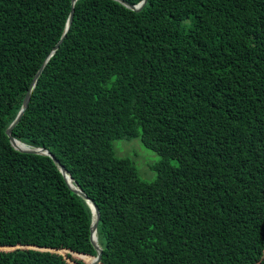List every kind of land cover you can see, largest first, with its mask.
Returning a JSON list of instances; mask_svg holds the SVG:
<instances>
[{
    "label": "trees",
    "instance_id": "obj_1",
    "mask_svg": "<svg viewBox=\"0 0 264 264\" xmlns=\"http://www.w3.org/2000/svg\"><path fill=\"white\" fill-rule=\"evenodd\" d=\"M71 9L0 0V264L96 257L86 201L6 134L42 65L11 135L95 203L98 264H264V0Z\"/></svg>",
    "mask_w": 264,
    "mask_h": 264
},
{
    "label": "water",
    "instance_id": "obj_2",
    "mask_svg": "<svg viewBox=\"0 0 264 264\" xmlns=\"http://www.w3.org/2000/svg\"><path fill=\"white\" fill-rule=\"evenodd\" d=\"M76 0H71V4H72V9L69 13V16H68V19H67V22H66V26H65V32L68 30V28L70 27L71 25V21H72V15H73V5L75 3ZM122 5H124L126 8L130 9V10H133V11H140L142 9V7L145 5L146 1L147 0H142L140 1L138 4L136 5H131L129 4L128 2L124 1V0H114ZM65 32L63 33L61 39L59 40V42L55 45L54 47V50L58 47V45L61 43L62 39L64 38L65 36ZM53 50V51H54ZM53 53V52H52ZM46 60H48V57L46 58ZM45 60V62H46ZM44 62V64H45ZM44 65H42L37 73L35 74L33 80H32V83L29 87V89L27 90L25 96H24V99L22 101V105H21V108L19 110V112L17 113L16 117L14 118V120L10 123V125L6 128V134L7 136L9 137V141L11 143V145L18 151L20 152H25V153H32V154H40V155H47L49 157H51L53 159V161L58 165L59 167V171L62 173V175L64 176L65 180H66V183L68 185V187L74 192L76 193L77 195H79L80 197H82L83 199L86 200L87 204L90 206V208L92 209V214H93V219H92V223L90 225V241L96 251V257L89 263V264H98L99 261H100V258H101V254H102V249L101 247L99 246V244L97 243V237H96V231H97V226H98V222H99V219H100V213H99V210L97 208V206L95 205V203L89 199L86 194L81 190L79 189L78 187H73L69 184L68 180H67V177H69V179L71 180V177L70 175L68 174V172L66 171V169L59 165V162L54 158V156L46 149V148H43V147H31L29 145H26L25 143L21 142L20 140L12 137L11 135V131L13 129V127L19 122L22 114L24 113L28 103H29V100H30V95L32 93V90H33V87L36 83V80L38 78V76L40 75L41 71H42V68H43ZM20 142L22 143V145L24 146L23 148L22 147H16L15 145V142Z\"/></svg>",
    "mask_w": 264,
    "mask_h": 264
},
{
    "label": "rangeland",
    "instance_id": "obj_3",
    "mask_svg": "<svg viewBox=\"0 0 264 264\" xmlns=\"http://www.w3.org/2000/svg\"><path fill=\"white\" fill-rule=\"evenodd\" d=\"M114 143L115 147L120 149L121 154H126L131 150H136L138 155L140 154L142 156H140V158L138 157L139 160L137 161L141 177L147 181L154 179L155 173L149 170V165L157 158V155L154 152L146 149L137 138H133L131 140H116Z\"/></svg>",
    "mask_w": 264,
    "mask_h": 264
},
{
    "label": "bare ground",
    "instance_id": "obj_4",
    "mask_svg": "<svg viewBox=\"0 0 264 264\" xmlns=\"http://www.w3.org/2000/svg\"><path fill=\"white\" fill-rule=\"evenodd\" d=\"M15 145H16V147H24L23 145H22V143H20V142H15ZM57 165V164H56ZM60 165V164H59ZM58 166V165H57ZM62 166V165H61ZM58 169H59V167H58ZM67 171V170H66ZM69 174V173H68ZM70 175V174H69ZM64 177V176H63ZM71 177V176H70ZM65 179V178H64ZM67 180H68V182H69V184L71 185V186H73V187H78L74 182H73V179H72V177H71V180L69 179V177H67ZM66 181V180H65ZM79 188V187H78ZM80 189V188H79ZM87 196V195H86ZM88 197V196H87ZM89 198V197H88ZM90 199V198H89ZM85 200V199H84ZM86 201V200H85ZM87 203V202H86ZM88 205V204H87ZM89 206V205H88ZM89 208H90V206H89ZM90 211H91V214H92V209L90 208ZM92 218H93V214H92ZM96 235V234H95Z\"/></svg>",
    "mask_w": 264,
    "mask_h": 264
},
{
    "label": "clouds",
    "instance_id": "obj_5",
    "mask_svg": "<svg viewBox=\"0 0 264 264\" xmlns=\"http://www.w3.org/2000/svg\"><path fill=\"white\" fill-rule=\"evenodd\" d=\"M27 145V144H26ZM30 146V145H29ZM32 147V146H31ZM48 150V149H47ZM40 155V154H39ZM96 237H97V232H96ZM97 243H98V238H97ZM99 244V243H98ZM100 246V245H99Z\"/></svg>",
    "mask_w": 264,
    "mask_h": 264
}]
</instances>
